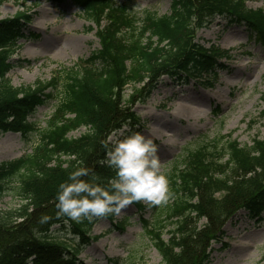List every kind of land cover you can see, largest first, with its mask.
<instances>
[{"label": "trees", "instance_id": "obj_1", "mask_svg": "<svg viewBox=\"0 0 264 264\" xmlns=\"http://www.w3.org/2000/svg\"><path fill=\"white\" fill-rule=\"evenodd\" d=\"M73 1L95 26L90 31L95 28L99 47L66 71L62 97L39 131V144L29 154L0 162V196L11 193L19 200L0 209V264H82L79 248L52 239V228H64L87 244L96 239L88 232L99 218L76 221L58 214V186L77 168L89 171L81 179L95 174L97 183L107 184L114 175L102 163L110 134L136 121L134 105L146 101L163 76L184 75L213 87L222 68L218 61L231 55L195 43L198 30L220 18L244 26L264 46V10L248 7L247 0H171L168 14L147 12L141 21L114 0ZM30 21L24 11L0 18V133H18L24 140L38 130L28 118L56 88L54 79L13 87L6 78L16 42L32 35ZM261 114L264 119V109ZM81 127L79 137L69 136ZM170 181L168 238L162 237L161 220L159 228L141 220L143 229L163 264H207L209 244L221 239L226 222L240 211L257 217L264 211V141L254 138L251 146H241L228 136L190 151ZM132 204L137 212L145 208L141 201ZM100 218L113 224L111 213ZM125 225L112 226L122 231Z\"/></svg>", "mask_w": 264, "mask_h": 264}, {"label": "rangeland", "instance_id": "obj_2", "mask_svg": "<svg viewBox=\"0 0 264 264\" xmlns=\"http://www.w3.org/2000/svg\"><path fill=\"white\" fill-rule=\"evenodd\" d=\"M0 18L12 17L24 11L31 21L26 36L16 42L11 52L13 67L6 77L13 87L44 85L51 79L56 82L53 97L35 109L28 121L35 123L37 132L27 140L18 133H0V162L14 160L29 154L39 144V131L46 126L62 97L66 71L78 66L90 53L99 47L94 35V26L87 20L73 0H0ZM126 6L138 19L149 13L157 16L168 14L171 0H114ZM251 8H263L264 0H247ZM43 20V24L40 21ZM26 32V34H28ZM82 41L74 48H67L70 37ZM194 42L204 48L214 46L227 50L231 58L219 60L212 88L202 84L201 79L187 80L163 76L150 97L136 103L133 112L135 122H129L126 134L139 131L146 137L153 129L152 137L161 161V173L168 180V196L159 204L144 201V209L137 212L131 203L119 214H113V224L126 222L124 230L114 228L108 220L99 218L88 235L96 237L81 244L72 234L57 225L52 228V239L66 242L79 248L77 255L82 264H163L154 248L145 226L159 228L163 239L168 238L172 220L164 219L171 190L170 175L182 167L187 154L214 141L230 136L241 146H251L254 138L264 141V46L244 26L231 24L216 18L202 27ZM47 91V90H46ZM131 93L125 91V98ZM195 99L197 112L192 115L176 114L179 101ZM84 127L69 134L79 137ZM112 132L108 143L113 138ZM122 138V137H121ZM171 199V198H170ZM19 203L11 193L0 196V209L15 207ZM200 220L198 225L204 224ZM220 240L208 247L207 264H264V211L260 217L245 211L238 212L223 226Z\"/></svg>", "mask_w": 264, "mask_h": 264}, {"label": "clouds", "instance_id": "obj_3", "mask_svg": "<svg viewBox=\"0 0 264 264\" xmlns=\"http://www.w3.org/2000/svg\"><path fill=\"white\" fill-rule=\"evenodd\" d=\"M127 124L115 130L113 138L105 145L102 161L114 171L106 185L90 179L85 168H77L59 184L56 193L58 214L72 220L105 217L119 214L133 201L159 204L168 196V180L161 173V161L153 141L139 131L126 134ZM122 137V138H121Z\"/></svg>", "mask_w": 264, "mask_h": 264}, {"label": "bare ground", "instance_id": "obj_4", "mask_svg": "<svg viewBox=\"0 0 264 264\" xmlns=\"http://www.w3.org/2000/svg\"><path fill=\"white\" fill-rule=\"evenodd\" d=\"M43 20L40 21V24H43ZM82 44V41H80V39H77L75 37L72 36V38L70 37L69 42L67 43V48H74L75 46ZM180 103H178L177 108L175 109L176 114H184V115H192L195 112H197L198 110V106H196L195 99H181L179 101ZM157 133V129H153L151 134L148 135L151 139L152 137L155 136V134Z\"/></svg>", "mask_w": 264, "mask_h": 264}]
</instances>
